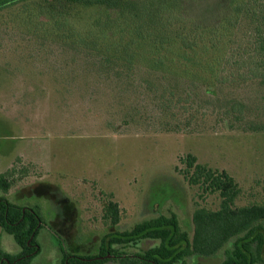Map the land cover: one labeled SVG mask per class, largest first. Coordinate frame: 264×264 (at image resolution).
<instances>
[{
	"label": "trees",
	"instance_id": "16d2710c",
	"mask_svg": "<svg viewBox=\"0 0 264 264\" xmlns=\"http://www.w3.org/2000/svg\"><path fill=\"white\" fill-rule=\"evenodd\" d=\"M10 9L20 41H35L36 49L52 54L56 47L66 63L109 81L116 96L129 101L130 120L141 116L143 96L154 107L157 129L264 131V0H0V12ZM180 161L186 183L198 195L218 193L219 206L196 203L189 230L170 213L106 232L98 255L119 254V264H185L192 255L221 251L219 264H264V204L236 206L240 187L226 170L191 153ZM13 181L11 169L1 173L0 190L7 192ZM103 216L116 224L118 203L105 200ZM0 228L20 247L0 250V264H29L39 253L41 219L33 208L0 195ZM139 239L159 242L133 255L117 249ZM60 251V264L102 261Z\"/></svg>",
	"mask_w": 264,
	"mask_h": 264
},
{
	"label": "rangeland",
	"instance_id": "374dc122",
	"mask_svg": "<svg viewBox=\"0 0 264 264\" xmlns=\"http://www.w3.org/2000/svg\"><path fill=\"white\" fill-rule=\"evenodd\" d=\"M12 27L11 9L1 11L0 174L11 169L14 181L0 195L41 217L40 251L29 264H59L61 246L70 253L95 254L100 237L114 230L102 217L108 199L119 206L117 229L175 213L189 230L195 204L216 209L220 197L198 195L186 183L180 158L187 153L237 181L236 206L264 204V131L221 125L202 133L157 129L154 107L143 96L137 100L141 116L130 120L129 101L116 96L109 81H95L90 71L66 63L70 59L56 47L52 54L45 46L36 49L35 41H20ZM22 186L32 192L20 193ZM0 233L4 251L16 253L12 236ZM158 242L139 239L124 251L140 252ZM221 260L220 251L192 255L185 264Z\"/></svg>",
	"mask_w": 264,
	"mask_h": 264
},
{
	"label": "flooded vegetation",
	"instance_id": "af4514ba",
	"mask_svg": "<svg viewBox=\"0 0 264 264\" xmlns=\"http://www.w3.org/2000/svg\"><path fill=\"white\" fill-rule=\"evenodd\" d=\"M94 200H95V197H94ZM104 205V204H103ZM119 207V206H118ZM120 211V210H119ZM88 217H90V216H88ZM92 218H93V215L91 216ZM102 217H103V219L104 220H108V219H105V217L103 216V214H102ZM40 219H41V217H40ZM108 222H110V220H108ZM118 222H119V217H118V220H117V223L116 224H114V225H112L111 223H109L110 224V226H112V227H114V230H112V231H115V230H120V229H117L118 228ZM41 226H42V221H41ZM117 227V228H116ZM0 230L1 231H3V232H5L4 230H2L1 228H0ZM121 230H123V229H121ZM112 231H109V232H112ZM39 232V231H38ZM5 233H7V232H5ZM8 234V233H7ZM10 235V234H9ZM100 239H101V237H100ZM155 240V239H154ZM158 241V240H157ZM98 247L99 246H97V252L95 253V254H93L94 256H97L98 258H100V260H102L100 263H98V264H112V263H115V264H119L118 263V259H117V257H119V254H110V253H106L105 255H98ZM127 246H124V247H119V248H117L118 250H123V252H124V254H126V252L124 251V248H126ZM38 248H39V250H40V247H39V245H38ZM59 248V247H58ZM0 250H5L4 249V247H1L0 246ZM20 250V247L18 246V251ZM60 250V249H59ZM61 250H63V248H62V246H61ZM17 251V252H18ZM6 252V251H5ZM16 252V253H17ZM9 253V252H8ZM134 253H132V255H133ZM91 255V254H90ZM61 258H62V255H61ZM61 258H60V261L59 262H61ZM2 261V259L0 260V262ZM60 264V263H59Z\"/></svg>",
	"mask_w": 264,
	"mask_h": 264
},
{
	"label": "crops",
	"instance_id": "0c3cea01",
	"mask_svg": "<svg viewBox=\"0 0 264 264\" xmlns=\"http://www.w3.org/2000/svg\"><path fill=\"white\" fill-rule=\"evenodd\" d=\"M26 188H27L26 186H22V187H20V191H21L20 193L23 194V192H25V191H27L28 193H29V192H32V189L29 190V188H27V189H26ZM25 189H26V190H25ZM33 192L35 193L36 191H33ZM47 198H48V197H47ZM55 217H56V216H55ZM53 220H54V219H52L51 221H53ZM0 234H1V233H0ZM14 242H15V241H14ZM0 246L2 247V245H0ZM17 251H18V250H17Z\"/></svg>",
	"mask_w": 264,
	"mask_h": 264
}]
</instances>
